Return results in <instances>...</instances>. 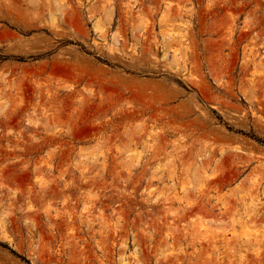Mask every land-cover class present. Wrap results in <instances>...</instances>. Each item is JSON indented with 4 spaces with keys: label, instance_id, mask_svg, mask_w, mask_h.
I'll list each match as a JSON object with an SVG mask.
<instances>
[{
    "label": "rangeland",
    "instance_id": "rangeland-1",
    "mask_svg": "<svg viewBox=\"0 0 264 264\" xmlns=\"http://www.w3.org/2000/svg\"><path fill=\"white\" fill-rule=\"evenodd\" d=\"M0 264H264V0H0Z\"/></svg>",
    "mask_w": 264,
    "mask_h": 264
}]
</instances>
